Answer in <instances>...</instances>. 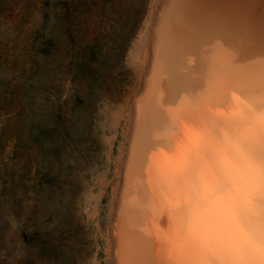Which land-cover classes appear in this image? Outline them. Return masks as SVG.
Masks as SVG:
<instances>
[{"label":"bare ground","instance_id":"bare-ground-1","mask_svg":"<svg viewBox=\"0 0 264 264\" xmlns=\"http://www.w3.org/2000/svg\"><path fill=\"white\" fill-rule=\"evenodd\" d=\"M90 1L87 21L84 7L75 17L83 43L100 26L99 37L111 34L127 12L133 20L114 56L120 82H103L93 100L90 81L76 82L64 102L76 96L95 113L102 147L98 165L82 172L88 186L79 216L86 214L95 246L86 258L197 264L160 198V172L190 191L229 165L264 160V0ZM236 212L258 234L264 211Z\"/></svg>","mask_w":264,"mask_h":264},{"label":"rangeland","instance_id":"rangeland-1","mask_svg":"<svg viewBox=\"0 0 264 264\" xmlns=\"http://www.w3.org/2000/svg\"><path fill=\"white\" fill-rule=\"evenodd\" d=\"M82 7L87 21L90 0H0V264H91L82 172L102 147L95 113L76 96L64 102L76 82L90 81L91 100L120 82L114 56L133 17L83 43Z\"/></svg>","mask_w":264,"mask_h":264},{"label":"clouds","instance_id":"clouds-1","mask_svg":"<svg viewBox=\"0 0 264 264\" xmlns=\"http://www.w3.org/2000/svg\"><path fill=\"white\" fill-rule=\"evenodd\" d=\"M261 133L264 145V128ZM159 195L172 207L177 230L200 257L197 264H264V222L254 235L239 223L236 212L264 211V160L229 165L190 191L161 170Z\"/></svg>","mask_w":264,"mask_h":264}]
</instances>
